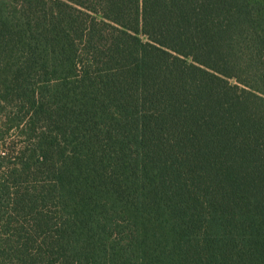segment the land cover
<instances>
[{"label": "trees", "instance_id": "trees-1", "mask_svg": "<svg viewBox=\"0 0 264 264\" xmlns=\"http://www.w3.org/2000/svg\"><path fill=\"white\" fill-rule=\"evenodd\" d=\"M0 264H264V0H0Z\"/></svg>", "mask_w": 264, "mask_h": 264}, {"label": "rangeland", "instance_id": "rangeland-1", "mask_svg": "<svg viewBox=\"0 0 264 264\" xmlns=\"http://www.w3.org/2000/svg\"><path fill=\"white\" fill-rule=\"evenodd\" d=\"M9 139H10V141H11V140H14V139H17L16 134H14V133L11 134ZM2 150H4V149H2Z\"/></svg>", "mask_w": 264, "mask_h": 264}]
</instances>
